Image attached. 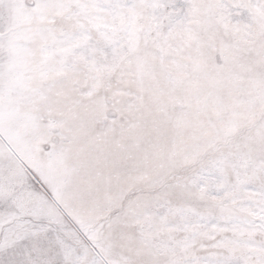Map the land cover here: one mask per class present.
I'll return each mask as SVG.
<instances>
[{
    "label": "snow or ice",
    "instance_id": "1",
    "mask_svg": "<svg viewBox=\"0 0 264 264\" xmlns=\"http://www.w3.org/2000/svg\"><path fill=\"white\" fill-rule=\"evenodd\" d=\"M0 264H264V0H0Z\"/></svg>",
    "mask_w": 264,
    "mask_h": 264
}]
</instances>
